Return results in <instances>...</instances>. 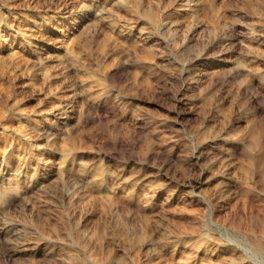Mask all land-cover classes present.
Segmentation results:
<instances>
[{
	"label": "rangeland",
	"instance_id": "374dc122",
	"mask_svg": "<svg viewBox=\"0 0 264 264\" xmlns=\"http://www.w3.org/2000/svg\"><path fill=\"white\" fill-rule=\"evenodd\" d=\"M0 264H264V0H0Z\"/></svg>",
	"mask_w": 264,
	"mask_h": 264
}]
</instances>
